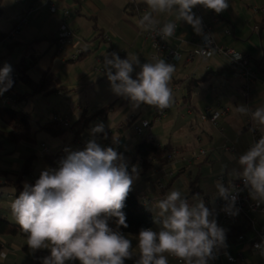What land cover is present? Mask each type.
<instances>
[{"label": "crops", "instance_id": "1", "mask_svg": "<svg viewBox=\"0 0 264 264\" xmlns=\"http://www.w3.org/2000/svg\"><path fill=\"white\" fill-rule=\"evenodd\" d=\"M58 7L56 12L50 8L49 0H0V32L16 30L17 25L23 17H28V23L17 28V33L12 37L0 39V68L5 63L10 64L12 71L17 69V62L23 55H30V46L35 42V48L44 51L50 46L48 37L58 35L61 24L67 17V22L76 36L66 49L57 52V46L50 47L39 63L31 70L36 78L50 67L64 76L63 85L66 90L58 89L48 94L31 95L28 98L14 100L8 103L10 97L7 93L0 94V105H14L30 112L39 119L36 133L42 125L58 114L66 116L72 122L82 116L85 111L92 112L105 105L112 104V110L107 115H100L92 120L89 125V132L84 133L90 139L95 138L97 142L102 139L104 132L110 133L118 123L135 118L146 112L143 119H151L152 126L149 129L155 139L161 144L171 142L175 146L182 147V153L188 154L192 149L206 148L207 154L193 162L174 161L167 169L156 170L143 174V168L138 169V175H133L132 187L140 194L146 193L149 196L161 195L171 190H179L189 202L193 197L203 198L204 201L213 207L221 199L217 194L215 182L222 179L225 186L232 179H236L242 171L238 164V157L250 145L253 134L250 122V114L238 111V106L243 105L254 111L258 106L264 104V75L258 80L247 84L245 78L234 73L230 68L231 58L228 55L214 56L207 58L202 55H195L190 58V53L199 48L201 34H197L193 27L186 21L177 22V29L174 36L168 39L169 43L180 49L182 57L179 60L170 61L165 57L166 62L175 65L176 70L169 82L172 91L173 102L163 115L157 113V108L145 103L139 107H133L130 99L114 94L107 79L106 70L103 67L104 55L116 52L124 59L128 53L138 56L141 64L154 57V49L151 42L146 38L138 21L149 11L145 0H53ZM229 7L217 14L214 10L205 9L201 5L193 8V12L201 19L204 18L212 26V32L217 42L229 48L246 50L251 55L253 63L258 67L261 62L264 65V0H228ZM69 10L66 15L65 10ZM163 24L166 20L175 21L176 12L153 13ZM9 30V31H8ZM103 33L111 35L110 39L103 37ZM13 42V46L9 45ZM90 43L86 47V54L83 58L72 59L65 57L73 53L79 45ZM16 45V46H15ZM12 58H15V62ZM140 71L139 66L134 65L131 74L136 78ZM260 71V70H259ZM115 72V69H113ZM197 79L199 84L192 90L188 98L189 88L187 83ZM29 86L24 81H19L15 91L24 94L29 91ZM38 95H43L38 97ZM15 98V97H13ZM46 99L57 107V111L51 110L52 118L43 121L39 117L47 108L38 106L35 100ZM221 105L228 108V114L224 118V128L221 129L201 118L202 111L206 106ZM50 107V106H49ZM49 110V111H50ZM33 122V121H32ZM103 123L104 132L96 133L95 137L90 129L98 123ZM1 126V120H0ZM46 131V130H45ZM259 131L261 134L260 128ZM75 131L57 135L53 142L54 149L43 142L42 147H35L33 142L22 141L15 144L6 141V151L3 155L2 166L4 168L19 170L25 163V156L30 152L40 155L44 146L49 152H57L64 149L70 151L84 150L75 138ZM128 139L121 150L124 160L127 159L125 151L134 150L138 141L137 136ZM129 142V143H128ZM234 146L235 149H229ZM179 152V151H178ZM181 152V150H180ZM37 163L43 165L42 170L53 168V166L39 156ZM173 171V177L167 179V171ZM200 182L199 192L192 194L191 182L194 178ZM7 180L0 176V181ZM165 182V186L160 183ZM13 191V190H12ZM7 192V191H5ZM250 192V190H249ZM251 196V195H250ZM252 197V196H251ZM13 200H4L3 206L11 208ZM155 215L158 209L153 207ZM219 226L228 229L237 222L250 221L252 228L246 232L245 239L226 238V247L218 246L223 252H230L238 256V261L229 262L227 255H221L218 264H264V255L251 249L249 242L257 238V227H264V211L254 209L249 217L239 215L229 224H221L220 214L213 213ZM110 226L115 228V219L112 218ZM159 231V226H153ZM120 230L132 241V249L138 253V234ZM3 248L0 253H6V259H0V264H20L23 246L27 238L20 235L1 236ZM168 264H180L175 258L167 253ZM29 257V256H28ZM26 260L23 264H31ZM70 262V261H69ZM66 262V264H69ZM212 264V262H209Z\"/></svg>", "mask_w": 264, "mask_h": 264}, {"label": "clouds", "instance_id": "2", "mask_svg": "<svg viewBox=\"0 0 264 264\" xmlns=\"http://www.w3.org/2000/svg\"><path fill=\"white\" fill-rule=\"evenodd\" d=\"M149 11L138 21L144 31H155L163 39L174 36L177 22L186 21L197 34H201L202 20L193 12L197 5L214 10L217 14L229 7L228 0H145ZM175 21L166 20L162 26L153 13L172 12ZM207 39V38H206ZM205 48L201 47L203 53ZM211 54V48L207 53ZM134 65L140 71L132 77ZM103 67L114 94L130 99L133 107L141 103L164 110L171 106L173 96L169 82L176 70L165 59L152 57L141 64L139 57L128 53L122 59L118 53L104 55ZM115 69V72H113ZM12 67L5 63L0 68V94L11 88ZM238 111L250 114L255 126L264 133V104L254 111L240 105ZM214 113L213 119L218 118ZM104 132L103 123L90 129ZM106 135V133H105ZM116 138L114 137V141ZM238 164L250 195L264 203V134L250 148L239 155ZM132 174L138 175L136 165ZM129 173L122 154L113 147H102L96 139L86 142L84 150L70 151L58 168L43 170L34 185L25 183L24 190L11 203L12 215L23 233L32 253L50 249V255L40 257L42 264H66L78 260L80 264H125L138 254L134 264H168L171 255L184 264H209L214 258L213 249L226 247L225 229L218 225L203 198L193 197V202L179 190L169 191L154 207L158 213L154 223L159 231L141 228L138 253L132 251V241L120 230L128 227L123 211L132 189L133 175ZM217 195L227 203L223 211L238 215L237 195L234 186L222 179L215 182ZM115 219V228L109 221ZM264 255V245H255ZM0 253V259H6Z\"/></svg>", "mask_w": 264, "mask_h": 264}, {"label": "trees", "instance_id": "3", "mask_svg": "<svg viewBox=\"0 0 264 264\" xmlns=\"http://www.w3.org/2000/svg\"><path fill=\"white\" fill-rule=\"evenodd\" d=\"M12 31L9 32H0V39H6L11 35ZM47 40L50 42L49 46H57V52L59 53V36L54 35L48 37ZM35 42L32 41L28 45L30 46V55H23L22 58L17 62L16 71L19 73L18 78L11 77L13 84L5 93L11 97H15V100H21L28 98L31 95L37 94H48L58 89L66 90V86L63 85L64 76L56 72L52 67L48 68L40 78L33 76L31 70L36 66L41 57L47 53L50 47L44 51H40L35 48ZM9 45L13 46V42ZM16 46V45H15ZM84 52L80 58L85 56ZM259 70L264 75V65L263 63H258ZM19 81H24L30 88L24 94H19L15 91V86ZM199 84L197 79L190 80L187 85L189 88L188 98H190L192 90ZM112 104L105 105L101 108H98L92 112L85 111L82 116L74 120H70V125L66 126L62 124L59 120L52 118L48 122L44 123L41 129L46 130L51 135L57 136L62 135L67 130L75 131V138L83 136L84 133L89 132V125L92 120L96 119L100 115H107L112 110ZM63 116V115H62ZM67 118L66 116H64ZM0 176L4 177L7 180L0 181V251L3 248V241L1 236L6 235H21L27 238V234L23 233L20 229V226L16 223L15 220L11 218L12 211L11 208L3 206L2 202L4 200H14L19 194L24 190L25 183L34 185L35 181L39 178L41 172H36V161L39 159V156L36 152H30L25 156V163L23 167L19 170H13L4 168L2 166L3 155L6 151V141L19 144L22 141L34 142L36 140V131L33 126V115L14 105H0ZM135 121V118L129 119L127 121H122L117 124L114 130H111L110 133L104 132L102 135V140L100 145L104 144V141L109 137H112V141L109 146L113 147L115 150H121L124 144L128 139V133ZM106 133V135H105ZM110 135V136H109ZM262 135V134H261ZM114 137L116 140L114 141ZM79 144V143H78ZM107 146V147H109ZM179 151V154L182 153V147L175 146L171 142L161 144L156 139L149 138V134L145 133L140 137L135 145L134 150L125 151L127 159L125 162L128 166V171L131 174L132 170L129 169V165L137 161H141L143 174L148 175L156 170L167 169L174 161H176L177 156L174 154V151ZM181 150V152H180ZM124 152V150H121ZM68 155L67 151L61 149L57 152H48L42 157L45 161L52 166L60 163ZM185 163V162H183ZM190 163V162H189ZM200 180L194 178L191 182L192 194L196 195L199 192L198 183ZM7 188H12L13 191L5 192ZM139 191L132 187L126 202L123 211L126 214V221L128 224L127 228L121 226L120 228L123 231L138 234L141 228H150L155 225L154 223V209L151 205L145 204L141 201L139 196ZM14 217V216H13ZM15 218V217H14ZM116 219V218H114ZM252 228V223L250 221L237 222L228 229H225L226 238L237 239L242 235H245L249 229ZM23 251L31 258V264H42V261L38 258L45 257L50 255V249H41L32 253L29 249L27 243L23 246ZM133 251V249H132ZM134 254L136 252L133 251ZM138 259V254L134 255L132 259H126L125 264H134V261ZM77 264H80L76 260ZM17 264V263H13Z\"/></svg>", "mask_w": 264, "mask_h": 264}, {"label": "built area", "instance_id": "4", "mask_svg": "<svg viewBox=\"0 0 264 264\" xmlns=\"http://www.w3.org/2000/svg\"><path fill=\"white\" fill-rule=\"evenodd\" d=\"M50 3V8L52 11L56 12L58 10V7L56 6L55 2L53 0H49ZM66 15H69V10H65ZM202 20V33H201V43L199 48L196 50L192 51L190 53V58L195 56V55H202L207 58H211L214 56H222V55H228L231 58V65L230 68L231 70L236 73L237 75L243 77L246 79L247 84H251L252 82L258 80L261 76V73L258 69V67L253 63L251 59V55L249 52L246 50H240L236 48H229L225 45H221L217 42L216 38L213 35L212 32V26L209 22H207L204 18ZM28 17H23L19 24L17 25V28H21L25 23H28ZM162 26V24H161ZM14 30L11 32V35L9 37H12V35L19 30ZM146 38L151 42L152 47L154 49V55L156 57H165L166 59L170 61L174 60H179L182 57V52L180 51L179 48L172 46L168 40L163 39L160 35H156L155 31H145ZM59 45L61 49H66L67 46L71 43L72 39L76 36L75 31L69 27L68 22H67V17L64 20V22L61 24L60 31H59ZM103 37L106 39H110L111 35L108 33H103ZM207 38V39H206ZM90 44V43H89ZM88 43L79 45L77 49L71 53V54H66L65 57H69L72 59H78L81 57V55L86 51ZM201 47L205 48L203 53L201 52ZM209 48H211V54L208 55ZM11 77L18 78L19 73L15 70L11 72ZM8 103H14V98L13 97H8L6 98ZM169 108V107H168ZM159 110L157 109V113L159 115H163L166 110ZM214 113H218V118L213 119ZM228 114V108L226 106H221V105H210L208 104L206 108L202 111L201 113V118L205 121H208L216 126H219L221 129L224 127V118ZM54 119L59 120L62 122V124L68 126L70 125V120L68 118H65L62 115L55 114ZM251 122V127H252V134H253V139L250 143V145L245 149L248 150L252 143L256 142L259 140L261 137V133L259 131V127L255 126L253 121L250 118ZM152 126V121L151 119H143L140 123L135 124V132L137 137H142L145 133L149 134V138L155 139L154 135L149 132V129ZM110 136V135H109ZM90 140L89 137L81 136L77 139L79 145L83 148L86 147V142ZM112 141V137H109L107 140L104 141V144L101 145L102 147H107L110 145ZM229 149H235L234 146H228ZM244 151V152H245ZM49 152V149L47 146H44V148L41 150L40 155L43 156L46 153ZM174 154L177 156V161L180 162H193L194 160L200 159L202 156H205L207 154V149L206 148H200V149H192L189 151L188 154H179V152L176 150L174 151ZM141 161H137L133 164L129 165V169H132L133 165H136L138 169L142 168L140 166ZM59 163L54 165L53 168H58ZM167 179H171L173 177V171H167L165 174ZM232 182V186H234V191L232 194L237 195L238 199L236 202V207L239 209L238 215L232 216L227 214L225 211H223L224 205L227 203L223 198L219 199L216 204L213 207H210L206 202V206L209 207V209L212 211V213H217L220 214L221 219L220 223L221 224H229L231 223L234 219H236L239 215L249 217V214L252 210L254 209H260L264 211V203H259L257 200H254L250 196V188L248 186H245L244 181L242 177H238L236 179L230 180ZM161 186H165V182L160 183ZM167 193L161 194V195H156V196H149L146 193L139 194L140 199L143 203L149 204L152 207H154L155 203L164 198V196ZM154 231L156 230L154 227H150ZM257 232V238L254 239L252 242H249L251 249L255 252H260V249H257L255 245L257 244H262L264 245V227H257L256 228ZM241 239H245V236L242 235L240 237ZM213 254L214 258L210 259L209 262H212V264H218L219 258L221 255H227L228 261L229 262H236L238 261V256L231 254L230 252H223L221 251L218 247L213 249ZM171 256V255H170ZM172 258H175L171 256ZM180 264H184L183 261L175 258ZM69 264H77L76 261H70Z\"/></svg>", "mask_w": 264, "mask_h": 264}, {"label": "rangeland", "instance_id": "5", "mask_svg": "<svg viewBox=\"0 0 264 264\" xmlns=\"http://www.w3.org/2000/svg\"><path fill=\"white\" fill-rule=\"evenodd\" d=\"M9 31V30H8ZM10 31H14V30H10ZM17 33V31L15 32V34ZM13 59V61L15 62V58H12ZM40 96H43V95H38V97H40ZM35 103H36V105L38 106V108H40L41 106H44V108L45 107H47V108H45L44 109V112L42 113V114H40L39 115V117L41 118V120H43V121H46V120H48L49 118H52V115H53V113L51 114L50 112H51V110L50 109H53L54 108V111H57V107H55L54 105L52 106V103H49L46 99H42V100H38V99H36L35 100ZM50 106V107H49ZM50 110V111H49ZM145 109H143V113L142 114H139L140 116H138V119H137V121H134V123H133V125L131 126V128H130V130H129V139H133L134 140V138H133V135L136 137V132H135V124L136 123H140L142 120H143V117H145L146 116V112L147 111H144ZM60 113L62 112V110L60 109V110H58ZM58 112V114L60 115V113ZM37 115H35V116H33V126L36 128L37 127V124H38V121H39V119L36 117ZM45 117H46V120H44L45 119ZM53 117H54V115H53ZM71 133L72 132V130H67L65 133ZM64 133V134H65ZM35 137H36V140L33 142V144L35 145V147H42V144H43V142H46V144L49 146H51L52 147V149H54V146H53V142L56 140L55 138H56V136H54V135H51L50 133H48L47 131H45L44 129L43 130H39L37 133H36V135H35ZM139 137H137V139H138ZM102 140V139H101ZM100 140V141H101ZM100 141L99 142H97V143H100ZM129 143V142H128ZM83 148V147H82ZM38 161H36V168H35V170H36V172H39L40 170H42V167H43V165L40 163H37ZM6 191L7 192H10V191H12V188H7L6 189ZM11 218L13 219V220H15V218L13 217V216H11ZM21 236V235H20ZM27 261V262H29V257H28V255L23 251L22 252V258H21V261H20V264H23L24 263V261Z\"/></svg>", "mask_w": 264, "mask_h": 264}, {"label": "bare ground", "instance_id": "6", "mask_svg": "<svg viewBox=\"0 0 264 264\" xmlns=\"http://www.w3.org/2000/svg\"><path fill=\"white\" fill-rule=\"evenodd\" d=\"M140 166H142V164H140ZM132 170V169H131Z\"/></svg>", "mask_w": 264, "mask_h": 264}]
</instances>
